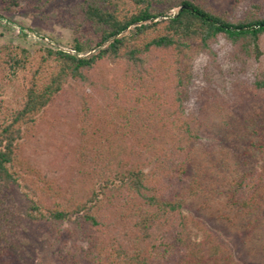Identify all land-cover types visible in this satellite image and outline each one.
Here are the masks:
<instances>
[{
    "label": "trees",
    "instance_id": "trees-1",
    "mask_svg": "<svg viewBox=\"0 0 264 264\" xmlns=\"http://www.w3.org/2000/svg\"><path fill=\"white\" fill-rule=\"evenodd\" d=\"M55 1L0 0V11L22 3L42 10ZM246 1L75 0L70 14L80 23L69 50L49 37L34 48L0 46V264H29L21 246L28 240L19 239L26 223L49 230L39 237L37 264H264V173L234 175L223 155L213 158L228 177L226 206L252 215V261L217 234L208 211L189 209L210 191L192 147L201 129L183 117L192 59L212 54L218 37L238 55L260 56L264 17L235 15ZM102 61L118 68L114 85L90 77ZM253 86L264 91V71ZM87 87L101 89L100 124ZM70 88L78 89L79 197L71 195L72 183L59 188L23 154ZM256 126L243 124L232 151L245 144L255 156L263 149Z\"/></svg>",
    "mask_w": 264,
    "mask_h": 264
},
{
    "label": "rangeland",
    "instance_id": "rangeland-1",
    "mask_svg": "<svg viewBox=\"0 0 264 264\" xmlns=\"http://www.w3.org/2000/svg\"><path fill=\"white\" fill-rule=\"evenodd\" d=\"M74 1L57 0L42 10L22 3L13 12L0 11V46L12 43L34 48L39 45L37 37H49L57 46L66 48L76 35L75 29L80 23V19L70 14V6ZM255 4L257 9L254 8ZM248 10L264 17V0L240 4L235 15L242 17ZM259 48L261 54L258 58H247L241 54L239 56L228 40L218 37L211 46L212 54L194 56L193 78L183 114L185 119L194 121V126L201 129L199 138L192 147L195 160L208 175L210 184L208 198L200 196L189 205V209H203L204 213L208 211V221L217 234L246 260H250L254 253L251 242L255 241L256 233H251L247 228V221L252 215L226 206L223 192L227 187L228 177L214 164L213 158L221 161L223 157L220 158L219 155H223L225 161L230 163L228 171L234 175L251 171L264 173V91H257L253 86L255 74L264 71V35L260 39ZM118 74L116 66L102 61L91 72L90 77L101 85H114L119 79ZM77 91V88H70L66 96L48 110L38 133L26 143L23 154L59 188L64 189L72 183L70 193L79 197L84 178L76 177L77 170L81 168L76 158L78 138L75 132L79 118L76 112ZM86 93L93 97L92 116L96 124H100L101 117L106 115L101 89L87 87ZM9 101L13 103L14 99L10 98ZM223 116L227 118L226 125H223ZM253 120L256 121L263 149L255 156L247 153L243 147L245 144L232 151L243 124L252 123ZM89 169V164H86L85 171ZM223 173L225 176H218ZM25 225L26 231L20 233L19 239H27L28 243L21 246H25L29 252L28 258L25 257L28 263L37 264L40 260L39 237L44 233L48 234L49 230L44 225ZM256 245L258 243H254L253 247ZM245 252H250V257L247 258ZM253 259L257 260L256 257Z\"/></svg>",
    "mask_w": 264,
    "mask_h": 264
},
{
    "label": "built area",
    "instance_id": "built-area-1",
    "mask_svg": "<svg viewBox=\"0 0 264 264\" xmlns=\"http://www.w3.org/2000/svg\"><path fill=\"white\" fill-rule=\"evenodd\" d=\"M33 36V38H36V36L35 35H32ZM37 39L38 40H41V39H43V40H45V41H47V39L46 38H42V37H37ZM57 46V45H56ZM57 47H59V46H57ZM59 48H61V49H64V50H69L68 48H65V47H59Z\"/></svg>",
    "mask_w": 264,
    "mask_h": 264
}]
</instances>
